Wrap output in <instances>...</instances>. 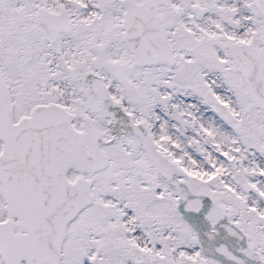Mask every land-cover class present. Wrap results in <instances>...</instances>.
Wrapping results in <instances>:
<instances>
[{"label": "snow or ice", "instance_id": "snow-or-ice-1", "mask_svg": "<svg viewBox=\"0 0 264 264\" xmlns=\"http://www.w3.org/2000/svg\"><path fill=\"white\" fill-rule=\"evenodd\" d=\"M0 264H264V0H0Z\"/></svg>", "mask_w": 264, "mask_h": 264}]
</instances>
